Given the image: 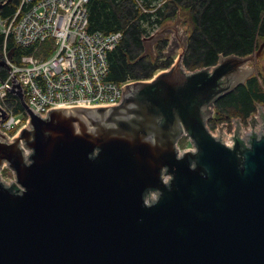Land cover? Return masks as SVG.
Instances as JSON below:
<instances>
[{
  "label": "water",
  "instance_id": "1",
  "mask_svg": "<svg viewBox=\"0 0 264 264\" xmlns=\"http://www.w3.org/2000/svg\"><path fill=\"white\" fill-rule=\"evenodd\" d=\"M187 16L179 9L144 39L169 33L171 67L123 85L116 104L43 115L0 58L13 87L0 82L30 116L14 141L0 129V264H264V105L246 126L233 119V132L207 124L219 99L264 69V41L186 69Z\"/></svg>",
  "mask_w": 264,
  "mask_h": 264
},
{
  "label": "built area",
  "instance_id": "2",
  "mask_svg": "<svg viewBox=\"0 0 264 264\" xmlns=\"http://www.w3.org/2000/svg\"><path fill=\"white\" fill-rule=\"evenodd\" d=\"M91 1L19 0L13 11H0V58L21 84L27 104L43 115L52 107L116 104L122 98L123 85L134 83L109 78L110 53L122 43L125 33L91 31ZM166 1L149 8L139 3L143 12H154ZM12 2L3 0L0 10ZM19 49L33 52L20 53ZM9 69L0 65V79L13 87ZM3 82L0 108L8 118L0 121V129L14 141L17 130L30 124V116L25 109L18 113L9 103L15 94ZM11 173L10 179L2 177L8 184L15 181Z\"/></svg>",
  "mask_w": 264,
  "mask_h": 264
},
{
  "label": "trees",
  "instance_id": "3",
  "mask_svg": "<svg viewBox=\"0 0 264 264\" xmlns=\"http://www.w3.org/2000/svg\"><path fill=\"white\" fill-rule=\"evenodd\" d=\"M158 1L161 0L90 2L91 31L112 33L123 30L125 33L122 43L110 53V79L119 82L149 79L157 70L171 65L173 60L167 62L164 52L169 39L155 48V56L150 53L141 59L139 56L145 50V35L150 32L148 25L162 24L179 9L188 15L185 22L189 49L184 64L190 69L215 65L221 55L256 53L264 41V0H167L154 12H143L139 3L149 8ZM12 3L0 11H13L19 0ZM167 9L172 14H166ZM10 46H13L12 41ZM19 52L32 53L33 50L19 49ZM261 70L216 102L218 120L230 122L241 118L245 122L258 110L259 104H264V69ZM9 103L18 113L24 111L19 97L12 95Z\"/></svg>",
  "mask_w": 264,
  "mask_h": 264
},
{
  "label": "rangeland",
  "instance_id": "4",
  "mask_svg": "<svg viewBox=\"0 0 264 264\" xmlns=\"http://www.w3.org/2000/svg\"><path fill=\"white\" fill-rule=\"evenodd\" d=\"M160 1H158V3H159ZM160 7V6H159ZM158 9V8H157ZM156 9V10H157ZM156 10H154V11H156ZM165 12H166V14H172V11L170 10V9H167V10H165ZM176 13V12H175ZM176 18H177V13L173 16H171V17H168L167 19H165L164 21H163V23L161 24H157V25H148V27H149V30L148 31H151L150 33H148V34H146L145 35V37L147 38L150 34H152V33H157L159 30H161L163 27H165L169 22H170V20H172V19H174V20H176ZM187 48L189 49V42H188V46H187ZM188 49H187V51H186V53L188 52ZM167 50V49H166ZM164 51V52H167V51ZM148 55L147 54H145V53H143L139 58L141 59V58H144V57H147ZM170 59H172L173 60V62L175 61V59H176V55H175V53H172L171 55H170ZM184 67L186 68V69H190L189 67H187L186 65H184ZM200 67H198V68H195V69H199ZM159 70H164V69H159ZM158 71V70H157ZM150 79V78H149ZM142 80H145V81H147L148 79H142ZM142 80H133L134 81V83L136 82V81H142ZM259 105H264V104H259ZM255 115H258V111H256L255 113H254ZM251 117V116H250ZM249 117V118H250ZM248 118V119H249ZM248 119L244 122V120H242V122H243V125H247L248 124ZM218 121H220V120H218ZM232 121H233V119H232ZM232 121H230V122H228V124H227V126H228V131L229 132H233V130H235V125H233L232 124ZM208 127L210 128V130L212 131V132H215L216 131V124L215 125H210V124H208ZM179 146H180V148L182 149V150H184V149H187V148H191L192 147V143H191V140H190V138H188L186 135L185 136H183L181 139H180V141H179ZM2 174H3V176L2 177H4V179H10V178H12V173H11V170L8 168V167H4L3 168V170H2Z\"/></svg>",
  "mask_w": 264,
  "mask_h": 264
},
{
  "label": "flooded vegetation",
  "instance_id": "5",
  "mask_svg": "<svg viewBox=\"0 0 264 264\" xmlns=\"http://www.w3.org/2000/svg\"><path fill=\"white\" fill-rule=\"evenodd\" d=\"M169 33H163V34H160L159 36L157 37H154V38H150V39H146L144 40V47L146 48V43H148V45H151V46H154L152 47V50L151 51H154L155 48L157 46H159L161 44V42H164L165 40H167L169 37ZM169 46V45H168ZM168 46L166 47V49L168 50ZM166 50V51H167ZM168 52H165V59L166 61L168 62L170 60V55L167 54ZM173 63V62H172ZM171 63V65H172ZM171 65L168 67L170 68ZM168 68L164 69L165 70H168ZM238 87V86H237ZM210 109L212 110V108L210 107ZM254 115V114H252ZM251 115V116H252ZM217 117V114H216V104H215V108H214V111L210 114V116L208 117L207 119V124H210V125H213L215 121H217L218 119L216 118ZM229 122V121H228ZM224 123V122H223Z\"/></svg>",
  "mask_w": 264,
  "mask_h": 264
}]
</instances>
